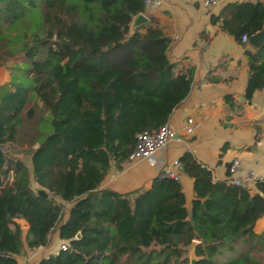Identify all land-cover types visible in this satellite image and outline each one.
Listing matches in <instances>:
<instances>
[{"label":"trees","instance_id":"16d2710c","mask_svg":"<svg viewBox=\"0 0 264 264\" xmlns=\"http://www.w3.org/2000/svg\"><path fill=\"white\" fill-rule=\"evenodd\" d=\"M143 10L142 0H0V65L23 60L0 84V145L11 146H0V264H19L17 254L47 244L55 229L67 247L37 264H188L191 245L193 264H264V229H253L264 178L253 187L213 180L186 151L190 207L166 175L124 192L100 187L110 162L127 160L138 131L166 123L193 79V65L176 70L169 59L171 37L154 16L131 30ZM220 17L240 40L264 27V0L228 2L211 21ZM263 86L264 43L248 59L246 99ZM31 92L37 107L26 106ZM24 143L48 197L28 185L14 148Z\"/></svg>","mask_w":264,"mask_h":264},{"label":"crops","instance_id":"0c3cea01","mask_svg":"<svg viewBox=\"0 0 264 264\" xmlns=\"http://www.w3.org/2000/svg\"><path fill=\"white\" fill-rule=\"evenodd\" d=\"M231 1L206 5L203 0H161L159 6L144 12L146 23L149 15L154 16L171 37L167 55L176 63V70L193 65L191 87L167 120L178 131V137L148 158L120 164L111 161L100 187L120 192L147 187L153 177L163 175L164 168L186 151L211 170L213 180H227L229 164L235 157L240 160L241 175L250 170L264 176V89L254 90L250 99L245 97L248 59L255 46L223 30L222 17L211 21V15H219ZM227 93L238 104L234 109L224 101ZM188 115L197 122L191 134L183 129ZM176 170L190 207L195 197L192 178L182 170L180 160ZM253 229H264V213L256 218ZM61 241L58 231L53 230L47 244L17 254L19 264H37L42 256L56 252ZM191 255H195L193 245L188 248L189 258Z\"/></svg>","mask_w":264,"mask_h":264},{"label":"built area","instance_id":"2783aa9c","mask_svg":"<svg viewBox=\"0 0 264 264\" xmlns=\"http://www.w3.org/2000/svg\"><path fill=\"white\" fill-rule=\"evenodd\" d=\"M143 1V13L151 8L157 7L161 4V0H142ZM206 5H215L217 0H203ZM248 35L242 34L241 39L247 40ZM264 89V86L262 87ZM197 126L195 118L188 115L185 118L183 129L186 133H193ZM178 137V131L172 127L168 122L162 124L157 128L149 130L138 131L135 135V141L133 147L129 151L127 156L128 161H136L152 156L158 149L162 148L168 142ZM179 165V160L174 159L170 165L164 168L163 175L172 177L175 180H179V173L176 170V166ZM241 163L239 158L235 157L231 160L228 167L227 181L235 184L251 186L256 180H261L264 176L257 174L254 171H247L241 175ZM67 244L65 241H61L59 244L60 249H65ZM188 264H192L190 261Z\"/></svg>","mask_w":264,"mask_h":264},{"label":"rangeland","instance_id":"374dc122","mask_svg":"<svg viewBox=\"0 0 264 264\" xmlns=\"http://www.w3.org/2000/svg\"><path fill=\"white\" fill-rule=\"evenodd\" d=\"M22 57L18 54L13 55L9 58H6L4 60V62H2V64L0 65V84L1 83H8V81L11 79L12 75H17L20 71V68H22ZM20 79L22 80V82L26 85L30 84V80L29 78L22 74L20 76ZM30 100L27 102V107L29 106H33V107H37V103L36 101V94L34 92L30 93ZM34 146L37 145V143L33 144ZM23 147V148H22ZM28 147V145L26 143L19 145V146H15L14 148L17 149L18 151V156L26 163L29 162V152L26 149ZM2 148H4L5 150H10L11 146L10 143H5L4 145H2ZM22 148V149H21ZM21 149V150H20ZM20 219V223H21Z\"/></svg>","mask_w":264,"mask_h":264},{"label":"water","instance_id":"95a60500","mask_svg":"<svg viewBox=\"0 0 264 264\" xmlns=\"http://www.w3.org/2000/svg\"><path fill=\"white\" fill-rule=\"evenodd\" d=\"M147 21H148L147 16L143 12H140L132 18L130 23V28L132 30L135 28V26L141 23H146ZM247 40L251 45L255 47L262 45L264 43V27L259 29L255 33L248 35ZM258 124L260 123H254V125H258ZM25 164L29 170V182H28L29 187L33 190L35 194L48 197L50 195L49 190L35 181V178L33 176V165L30 155H29V162L26 161ZM21 224H26V221L22 219ZM77 236H79V233H77ZM195 260H196V256L191 255L190 262L193 264Z\"/></svg>","mask_w":264,"mask_h":264}]
</instances>
